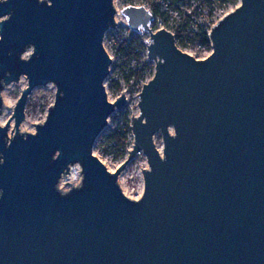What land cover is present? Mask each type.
Wrapping results in <instances>:
<instances>
[{"label":"water","instance_id":"obj_1","mask_svg":"<svg viewBox=\"0 0 264 264\" xmlns=\"http://www.w3.org/2000/svg\"><path fill=\"white\" fill-rule=\"evenodd\" d=\"M121 14L148 35L155 70L111 172L94 147L127 104L105 85L114 0H0V115L5 87L28 80L0 127V264H264V0H239L201 60L153 31L145 7ZM49 84L45 121L21 133L29 95ZM140 153L149 169L132 200L119 177ZM72 172L79 184L62 189Z\"/></svg>","mask_w":264,"mask_h":264},{"label":"rangeland","instance_id":"obj_2","mask_svg":"<svg viewBox=\"0 0 264 264\" xmlns=\"http://www.w3.org/2000/svg\"><path fill=\"white\" fill-rule=\"evenodd\" d=\"M115 6L118 8L120 5L117 1H115ZM235 9V7L228 6L223 11L228 13ZM177 20H170L169 27L171 31L175 27ZM144 36L138 42V46L144 45V49H141V60L135 61L131 60L128 62V66L124 67L123 56L119 54L120 41L116 43L114 46H110L105 44V48L112 59V66L110 67V75L105 82L106 90L108 94V98L111 102L115 101L122 93L125 92L127 98V104L121 111H116L109 119L107 128L97 140L94 147V154L105 164L106 167L109 166V170L111 172L115 171L122 162L126 159L128 152L123 160H115L114 153L111 150L106 151V148L100 143V138L106 134L107 132L113 131L117 128H125L127 126V121L130 122L133 116L139 115L138 108V95L142 88V83H147L154 75L155 63L148 62L147 60V46L145 42L148 40V35L142 33ZM137 37V36H136ZM184 52L191 54L193 56L198 55L200 58H204L207 54L204 52L193 51V48H181ZM148 62V68L146 72H144V80L136 82L135 80H131L129 83L125 78V70L126 71H135L138 64H143ZM113 83L118 84L119 89L113 85ZM28 85V80L26 77H21L18 83H13L2 91L1 96L3 98L4 104L6 107L10 108L9 111H4L2 115H0V127L1 124L6 125L8 120L11 118L13 114V108L19 99L21 92ZM56 88L53 84H49L47 86H41L35 88L32 93L29 95L26 103L25 114L26 119L20 127L21 133H35V124H41L45 121L49 107L54 103L55 100ZM14 128V122L11 124V128ZM9 135L11 133L9 132ZM129 148L131 149L133 145V136L132 132L128 134L127 141ZM155 143L157 147L162 151L163 142L161 134L155 136ZM111 163L115 164V167H111ZM149 169L147 159L143 153H140L134 161H132L126 169L122 172L119 177V184H121L125 190V193L128 194V188L131 189L138 185H142L144 181L143 170ZM78 174V173H77ZM73 178L79 179V176L73 175ZM120 185V186H121ZM60 187L62 189L65 188V184L61 181ZM122 188V187H121Z\"/></svg>","mask_w":264,"mask_h":264},{"label":"trees","instance_id":"obj_3","mask_svg":"<svg viewBox=\"0 0 264 264\" xmlns=\"http://www.w3.org/2000/svg\"><path fill=\"white\" fill-rule=\"evenodd\" d=\"M122 5H133L138 0H119ZM205 8L211 15L218 9H225L228 6L236 7L239 0H204ZM187 9V8H186ZM185 10H181V16L183 20L177 22L173 28V33L176 37L178 47L181 48H195L198 44L202 47L211 50V42L207 35V30L210 27V20H192L191 16H186ZM152 13L155 18H165L160 12V6L154 4L152 6ZM195 13L199 15L200 7L195 10ZM165 26L169 25L170 20H162ZM137 36V37H136ZM143 34L135 35L131 38L119 37V41L122 40L119 47V54L123 56V65L127 67L128 62L131 60H141V49H144V45L138 46V42L143 38ZM148 68V62L138 64L135 71H126L125 78L129 83L131 80L136 82L144 80V72ZM119 89L118 84H114ZM131 133L130 122L127 121L125 128H117L113 131L107 132L100 138V143L106 148V151L111 150L114 153L115 160H123L128 152L129 145L128 134ZM99 140V139H98Z\"/></svg>","mask_w":264,"mask_h":264},{"label":"built area","instance_id":"obj_4","mask_svg":"<svg viewBox=\"0 0 264 264\" xmlns=\"http://www.w3.org/2000/svg\"><path fill=\"white\" fill-rule=\"evenodd\" d=\"M115 1L118 2L120 5L117 9L118 15L116 16V28L111 29L110 31L107 32L104 40V46L105 44H108L110 46L116 45L117 42H119V37L123 36V38H131L135 35H139L136 32H133L126 21V18L122 16L121 11L127 7V6H135V7H145L146 10L150 11L152 13V6L154 4H158L160 6V12L165 16V18H155L154 17V22L152 23V28L153 31H159L162 29H166L171 31V28L168 26L164 25V22L162 20H177L180 22L183 20L181 16V10H185L186 16H191L192 20H210V27L207 30V35L210 39L211 31L212 28L228 13L224 12V9H218L216 10L213 15L209 13V11L205 8V5L203 3L204 0H138L135 2L133 5H122L119 0H114V5ZM200 7V13L199 15L195 13V10ZM187 8V9H186ZM172 32V31H171ZM173 33V32H172ZM149 38V37H148ZM148 41V40H147ZM146 41V42H147ZM145 42V44H146ZM211 42V41H210ZM120 43H122V40H120ZM212 46V44H211ZM106 47V46H105ZM106 49V48H105ZM195 50L198 52H204L207 54L204 56V58L198 57V55L193 56L199 60L207 58L211 53H212V47L211 50H208L207 48L202 47V45L198 44L195 48L191 49ZM191 55V54H190ZM110 56V55H109ZM146 84V83H145ZM142 83V87H143ZM142 89V88H141ZM141 92V91H140ZM111 167H115V164L111 163ZM109 170V166L107 167ZM110 171V170H109ZM114 172V171H113ZM78 172H72L71 175L69 176L68 180H62L63 184H66L67 182H70L74 185L79 184L80 182V175L77 174ZM73 175H78L79 179L73 178ZM145 191V185L144 181L142 185H138L136 187H133L131 189L128 188V194H125L128 198L132 200H140L143 197Z\"/></svg>","mask_w":264,"mask_h":264},{"label":"bare ground","instance_id":"obj_5","mask_svg":"<svg viewBox=\"0 0 264 264\" xmlns=\"http://www.w3.org/2000/svg\"><path fill=\"white\" fill-rule=\"evenodd\" d=\"M4 124H1V126H3ZM11 131H12V129H9V132L11 133ZM160 150V149H159ZM161 151V150H160ZM162 152V151H161ZM122 177V176H121ZM120 177V178H121ZM121 185V184H120ZM121 187H122V190H123V192L125 193V190H124V188H123V186L121 185ZM126 194V193H125Z\"/></svg>","mask_w":264,"mask_h":264}]
</instances>
